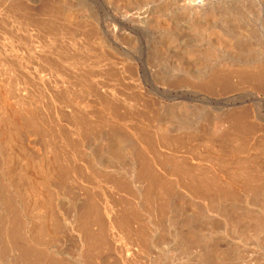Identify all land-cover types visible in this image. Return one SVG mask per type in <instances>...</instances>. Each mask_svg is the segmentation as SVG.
<instances>
[{
  "label": "bare ground",
  "instance_id": "obj_1",
  "mask_svg": "<svg viewBox=\"0 0 264 264\" xmlns=\"http://www.w3.org/2000/svg\"><path fill=\"white\" fill-rule=\"evenodd\" d=\"M19 2L20 1L17 3ZM94 2H97V0H94ZM23 4L18 7L13 5L14 7L11 6L10 8L8 5L4 6H8L7 8L10 9V12L11 8H15L12 10H17L19 12L23 11L25 14L31 8L42 10L48 15L47 19L43 18L50 21V23L53 22L51 24L52 26L56 24L53 26H56V30L61 26L59 23L60 21L62 26H67L69 29L71 28L73 30L70 36H72L73 33L75 37L80 38L77 39L78 41H88L91 43H98V41H111V43L113 42L114 44V41H150L148 39L153 37L152 40L155 39L154 41L163 42L165 51L163 49L164 46L160 42L161 44H158L163 47L160 48V50L158 47L159 51L155 52L156 55H162L168 53L181 54L184 48L181 51L178 50V47L175 45L177 43L176 41L191 39V41H201V46L197 45V48L195 45V51L198 52V55L201 57L198 56V58L200 57V61H192L193 58L190 60L186 56H181L178 61L175 60L170 70L174 72V77H177V80L180 81L179 84L183 81L181 84L184 85H181L178 89H175V87L174 89H172V87L168 88L167 86V88L163 87V89L156 88L154 89V92L152 90L155 97L162 101L158 99V104L154 103L155 105L152 107L144 108V111L140 107L144 113L139 109L142 112H138L140 113L139 115L144 114L145 116H140L138 122L137 120L136 122L134 121V123L131 122L133 124L132 126H129L131 123L126 126V121L125 125L115 121L118 117H115L117 114L114 115L115 110L113 111L112 106L114 103L113 100H109L108 102L107 98L106 103L104 102L105 100L101 101L102 99L97 97L94 99L95 102L97 101L96 104L99 102L97 104L99 105V108L97 107L99 113L98 111L96 113L98 115L100 114L99 116H101L102 113L107 119L106 121L103 116L100 117L104 118L105 121L100 124L97 121L100 122L103 119L94 116L93 114L95 111H92V115L95 117H93L92 120L90 119L91 113L89 115V111L91 112V110L89 109L88 111V108H86L88 106H86L85 109L88 111L87 113L90 117L86 114L88 119L86 116V118H84L83 114H81L85 113L83 110L81 112L82 106L78 105L77 108V105L75 104V109L79 110H73L74 102L72 99L70 100L69 98H66L72 101V103H68L67 101L69 100L65 101L62 94L59 99L64 101L63 103L61 102V104L59 103V105L62 111L65 110L64 115H67V118H64L63 115L62 117H58V120L56 118V120H54L59 127L57 132H59L60 135H63L61 139H64V141L62 142V140H60L63 144H60V142H58L59 145L56 144L59 140L57 139L59 134L55 132L56 129L54 127V129H51L55 130L54 132L58 136H55V134L52 135L53 133L50 134V136L52 135V137H55L57 141L53 138L55 140L54 142L49 134L48 138L47 133L45 134L46 136L42 135V132L45 129H42L43 131L38 129L43 128L41 126L42 122L40 120L41 125H37L39 124L37 123L38 120L36 119L37 122L35 119L33 120L35 115L31 118L33 122L35 121L34 124H37L33 125L32 123L25 128L23 126L22 129L17 126V129L20 128L18 129L19 131H17L21 133L19 134L20 136L15 133V136L19 137H17L19 139L18 141L16 140V137L15 140L18 142V146L20 145L21 147H17L15 144L16 141H13L14 143L12 147L16 145L18 149H22L24 156L27 155V158L30 160L32 157V160L34 157H37L36 160H38V158H45L47 160L48 157H51L50 160L48 159V163L52 162V167H54L52 170L53 172L56 171L55 166L57 165V161L59 163L57 165V172H55L57 173V176L50 170L51 174L55 175L53 178L49 176V166L51 164H45V167H48L47 172H49V174L46 173V175H48L50 179L46 180L47 182L44 183V185L41 184L43 181L40 182V180H38L41 187L39 186V183H37L38 185L33 183V185L39 186L40 189L36 188L37 190L34 191L33 189L35 186L32 185V182L31 184H28L30 183L29 180L27 186L33 187V189H30L33 191H31L32 196L29 195V187H27L26 184H24L25 188H23L26 189L27 187L26 190L20 189L23 187L22 183H24V180L21 178H25L26 176V178L28 177L27 179H29V177L31 178L32 176L24 175V177H22L23 175L21 176V174H26L25 170H28L30 172L29 174H31V171L33 170L38 172L41 168H37V170L32 169V167V170L30 171V166H33L32 164L34 162L32 161L33 163L28 165L24 160L26 158H23L24 156H22V159L24 160L23 162L20 156L21 163H24H20L21 166H29L27 167L29 169L26 168L23 170L24 168H21V171L25 172H17L18 177L14 173V165L17 164L19 159L14 163L13 156L16 155V153L15 155L12 153L14 148L10 147L11 151L8 150V146L11 144L8 142L11 140V137L14 136L13 134L8 137V130L11 128L12 130H14V128L16 129L14 126L17 124H14V121L10 119V116L9 118L8 116L6 117L4 112V108H6L4 104L6 103H2L3 101L0 100L2 101L0 104L5 106H3L4 108L0 107V264H264V144L261 147L254 143V149L248 148V144L253 140V136H256L259 132L264 133V0H179V2H175V6L181 7L179 10L180 16L182 15L181 20L187 22L185 28L188 33H182L178 26H173L172 23L174 20L164 18L165 11H167L166 9L165 11L164 9H157L153 12H144L143 9L136 8L134 13L130 12L132 9H130V11L127 8L128 11L123 9L124 12H118L119 17H115V21H117L118 24L115 26H113L114 24H105L103 27H97L100 30L99 33L97 30L95 31L96 18L89 15L87 16L82 8L81 11L80 8L78 10L75 8L77 5H73L74 3L71 4L69 0H23ZM149 4H151L150 0H128V2L121 5L141 6ZM170 4L171 3L166 4L167 7L168 5L170 6ZM172 4L171 6H173ZM2 5L3 3H0L1 8H4ZM4 9L6 10V8ZM171 10L173 11V9ZM6 11L7 13L9 12V10ZM115 11L113 12L115 13ZM5 12L2 13L5 14ZM13 12L14 11H12V13ZM16 14L17 13L14 12L13 15L18 17L21 16ZM28 14L31 16L32 13ZM36 14L35 16H37ZM42 14L40 11L38 16H41ZM142 14H145V17L148 14L152 15L150 19V16H148L149 24L146 23V26H139L135 23V19L138 17L141 18ZM8 15L10 14L8 13ZM46 15L43 14V16ZM21 18L24 19L22 16L19 19L21 20ZM27 18L24 22L27 21ZM30 18L28 20L31 21L33 18ZM2 19L3 20L1 21L4 22L5 18ZM44 19L43 22H46ZM12 20H14V18H12ZM18 20L16 21L17 23ZM148 20L146 19V21ZM6 21L4 22V25L7 24ZM57 21L60 26H57V23H55ZM43 22L41 21L40 23ZM17 23L15 24V26L17 25L16 27L19 25V23ZM21 23L23 24V22ZM22 24L20 26L23 27L24 24ZM30 24L29 26L32 28ZM49 24H47V22L45 25L43 24L45 30L46 25L47 28L51 30L52 27L49 26ZM7 26H5V28ZM62 26L60 27L61 29L58 28V31H62L64 27ZM67 27H64V29L66 28V30H69ZM55 28H53L54 31ZM88 28L93 29L92 34H86ZM48 29L46 33H51L53 31H48ZM9 31L11 30L9 29ZM69 31H66V33L68 32L69 34ZM62 32L63 34L65 33V31ZM34 33L36 34L35 31ZM58 33L61 34V32ZM51 34L54 36L55 33ZM63 34H61L59 38L62 37L61 39H65L66 36L63 38ZM68 34L65 35L68 37ZM18 36H16V38ZM55 36L58 35L55 34ZM6 38L9 39V37ZM57 38L56 40L59 39ZM0 39L2 40V38ZM30 40L32 39L30 38ZM24 42H22V44H24ZM67 42L70 43V41ZM78 44L80 43L78 42ZM48 45L51 46L49 43ZM16 46L20 47L21 45ZM44 47H47V50L49 49L46 45ZM0 49L2 50V48ZM23 49L25 48L20 50ZM95 50L99 51L101 49L99 48V50ZM92 51L94 52V50ZM2 52L3 51L0 53ZM85 52L87 51L85 50ZM35 53L32 55H35ZM62 53L64 54V52H61L59 55L63 56ZM85 54L87 55V53ZM1 55L3 56L4 54L2 53ZM29 55L31 56L30 52ZM29 55L27 57H29ZM43 55H40V57ZM92 55L90 54V56ZM4 57H7L6 53ZM4 57L3 59L5 61ZM73 57L74 55L72 58ZM7 58L6 60L9 62V58ZM62 58L67 57H60V59ZM74 59L78 60V58ZM79 59H81V56ZM0 60L2 62V57ZM40 60L41 59H39V61ZM64 60H62V62ZM32 61L35 60L32 59ZM42 61L44 64L48 63L44 62L47 61V59L45 60L42 58ZM66 61L68 62V60ZM74 61L75 63L73 60L71 62L76 64V60ZM83 61L84 62H82L80 67H82L83 63L84 65L87 63L85 60ZM6 62L7 61L3 62V64ZM10 63L13 65L14 62ZM43 63L40 61L39 64L41 65ZM72 63L68 65L69 63L66 64L65 62L64 64L68 65V70H70L69 66L74 70L77 66L74 67ZM78 63H80L79 60ZM47 65V68L50 67ZM15 66H13V68ZM25 66L26 65L24 64L23 67ZM27 66L29 65L27 64ZM42 66L41 68H43ZM36 68L37 65L35 67V70L37 71L38 68ZM41 68H39V71H41ZM65 69H67V67ZM108 69L109 68H107V70ZM98 70H101V68ZM149 70L151 69L149 68ZM79 71H81V69ZM83 72L85 71L83 70ZM4 73L6 74L7 71ZM58 73L59 72H56V75ZM81 75L82 74H80V76ZM121 75H124L123 77H125V74L122 73ZM14 76L17 75L14 74ZM23 76L24 75L20 78ZM43 76H45V74ZM107 77H109V75ZM114 77L116 76H113V78ZM86 78L87 77H85L84 80H86ZM52 79L54 80L55 78ZM102 80L105 81V78ZM111 80L113 79L111 78ZM101 82L102 81L100 80V83ZM1 83L2 82L0 81V84ZM14 83L11 82V84ZM174 83L175 81L173 84ZM188 83H192L194 87H197L195 89L190 88L192 84L189 87L187 86L190 85ZM8 84L10 85L9 82ZM89 84L90 83H88V85ZM33 85L35 84H31V86ZM65 87H67V85H61L58 87L61 90L59 91L63 94L66 91ZM230 87L233 89H235L234 87H237V91L235 90V93L232 92L230 95H227V93L224 94L223 91L219 93L222 89H227L228 92V90H230L228 88ZM9 89L10 88H8L6 94V92H3L4 89L2 87L0 93L8 96ZM121 90L119 91L120 95H122ZM230 91L229 93H231ZM108 93L106 95H108ZM81 94L84 93L81 91ZM2 95L1 99H6ZM29 95H31L30 97H33L35 94L30 93L27 96L25 95V97L28 99ZM102 95L103 94H101V96ZM117 95L118 94L115 96ZM68 96L69 95H65V97ZM72 96L74 97V95ZM136 96L134 97L136 98ZM25 97L23 96L22 99H26ZM86 97H88V95ZM128 97L129 96L126 98ZM175 97H177L175 100L179 98L180 102L174 104L163 103V100L174 102L172 100ZM8 99L9 105L13 106V104H10L11 98ZM22 99L21 101L23 102L20 101L19 104L22 103L25 105L26 102ZM30 99L31 98H29V100ZM123 99L125 100V98ZM149 100L147 101L149 102ZM37 101L39 100L34 101L35 104ZM111 101L113 103H111ZM30 102L34 105V102ZM30 102L28 103L31 104ZM117 102L118 100H116V103ZM154 102H156V100H154ZM66 103L68 105L72 104V107L71 105L69 106L72 111L67 109L68 107ZM76 103L78 104V101ZM22 104L20 105V109ZM62 104L63 107H61ZM84 104L85 103H83V106ZM134 104L127 103V106L132 105L131 107H133V109L131 108V111L135 109L136 105ZM24 105V108L27 106L26 109L29 108L31 110L35 107L34 105L32 108V104ZM79 107H81V109ZM6 109L11 112H9L10 115L13 114L11 111L12 107L8 109L7 106ZM14 109L17 110L18 107ZM14 109L13 111L16 114L17 112ZM35 109L37 111L35 113H38L37 107H35ZM27 110H24L25 114ZM93 110H96V108ZM29 112H27L26 116H29ZM127 112H129V110H127ZM31 113L34 114V112ZM21 116L22 115H20V117ZM23 117L26 119L25 116ZM16 118L18 117L16 116ZM36 118L39 119L40 117L36 116ZM96 118L100 120L94 121ZM114 118L116 119L114 120ZM13 119H15L14 116ZM125 119H128V117L124 118V120ZM22 120L23 119H18V122H21ZM45 120L44 123L47 130V128L55 121L50 119L53 122L51 121V124H46L47 120L46 122ZM117 120H119V118ZM22 123L23 125L27 124L25 121ZM56 123L53 124L56 126ZM47 132H49V129ZM12 139H14V137H12ZM10 142H12V140ZM155 142L156 144L157 142H169V144L171 143L175 146L178 145L181 147L186 146V148L187 146H190V151L195 150V154L193 153L195 157H190L189 155V157H183L181 159L177 157L175 159L174 156H172L174 159L171 157L164 158L162 156L163 159L161 157L159 158V156L156 155L157 153L155 154L154 152V146H156L154 144ZM65 144H68V147L64 149L69 151H67V153H69L68 155L70 156L69 157L67 153H65L66 158L67 156L69 157L67 164H65V162L62 163V160L65 161L66 159H60L64 154L63 153L60 156ZM253 145H251V147ZM161 146L159 147L161 148ZM256 146L258 147L256 148ZM19 152L17 153L18 155H16L17 157L21 155ZM181 152L182 151L179 153ZM9 153L13 154L11 157L12 159L10 158ZM28 155L30 156L28 157ZM40 159L35 162L34 165H36V163L41 164L42 161ZM54 159L56 165L53 164V162H55ZM20 160L18 162H20ZM12 163H14V165ZM17 166L15 168L18 169ZM21 166H19V169ZM41 170L40 172H42ZM40 172L38 173L40 174ZM34 175H36V173H34ZM19 176H21L20 179ZM36 178L41 179L38 176ZM45 178H47V176ZM17 179L20 183L17 182ZM27 179L25 182L28 181ZM19 180H21L22 183ZM35 181L38 182L36 179ZM25 191L28 194H26ZM26 195L31 196L33 201L32 199H29L31 197L27 198Z\"/></svg>",
  "mask_w": 264,
  "mask_h": 264
},
{
  "label": "rangeland",
  "instance_id": "obj_2",
  "mask_svg": "<svg viewBox=\"0 0 264 264\" xmlns=\"http://www.w3.org/2000/svg\"><path fill=\"white\" fill-rule=\"evenodd\" d=\"M11 1V0H10ZM9 0H0V3H3V5L2 6H6V5H8L9 6V8L12 6V7H18V6H22V4H23V0H22V2H21V0H12L11 2H10ZM18 1H20L19 3H17ZM34 1V0H33ZM70 1V3L71 4H73V5H77L75 8H77L78 10H79V8H80V11L83 9V11L85 12V14H87V16L89 15V16H92V17H94V18H96V28H95V31L97 30L98 32L100 31L99 30V28L100 27H103L105 24H114L113 26H115V25H117L118 23H117V21H115V19L117 18V17H119V13L118 12H120V11H123L124 12V10L123 9H125V11H128L127 9H129V11H130V9H132V11H130L131 13L133 12H135V9L136 8H140V9H143L144 10V12H153V11H155V10H162V9H164V11H165V9L167 10V11H165V14H164V18H166V19H172V20H174V22L172 23V25L173 26H178L180 29V31L183 33V32H186V33H188L187 32V29L185 28L186 27V24H187V22L186 21H182L181 19H182V15L180 16V9H181V7H177V6H175L176 4H175V2H179V0H150V3L151 4H149V5H141V6H122L121 4H123V3H125V2H128V0H97V2H94V0H93V2H92V0H69ZM157 1V2H156ZM90 2V3H89ZM93 4H92V3ZM165 2H166V4H168V3H171L172 4V2H173V6H171V4H170V6L168 5V7H167V5L165 4ZM6 3V4H5ZM8 3V4H7ZM22 3V4H21ZM154 3V4H153ZM156 3V4H155ZM164 5H163V4ZM96 4V5H95ZM14 5V6H13ZM24 5V4H23ZM166 5V6H165ZM4 6V8H6V10H9V14L10 15H8V13H7V11L4 9V8H1V6H0V38H2V40L0 39V48H2V50L0 49V52L1 51H3L2 53L4 54L3 56L1 55L2 53H0V58L2 57V62H1V60H0V81L3 83H1L0 84V92H1V90H2V87H3V89L5 90H3V92L5 93L6 92V94H7V90H8V88H10L9 90L10 91H8L9 92V94H8V96L7 95H2L1 93V95L4 97V98H6V99H1V95H0V100H2V101H0V102H2V103H6V104H4L5 106H6V108H7V106H8V109H10V107H12V109H11V111L13 112V114L12 115H10V111L8 110L7 111V109L6 108H4L5 106L4 105H2V104H0V107H2V108H4L5 109V115H6V117L8 116V118H9V116H10V119L12 120V121H14V124L16 125V126H14V127H16V129L14 128V130H12V128L10 129V130H8V137H10V136H12L13 134H14V136H12V137H14V139H12V137H11V140H12V142H10L11 140H9V138H8V140H9V142L8 143H11V144H9V149L8 150H10L11 148H14L13 150H12V153H14V155H15V153H16V155H18L17 153L19 152V150H20V152H19V154H21V155H19L18 157L15 155V156H13V154L12 153H9V156H10V158L13 156V160H14V163H16L15 161H17L18 159L20 160V156H21V159H22V156H24V152H22L23 150L22 149H18L17 147H19L18 146V136H15L16 134H20L21 132H18L19 130L18 129H22V127L24 126V128L28 125H31L32 123H33V125H35V124H37V123H39V124H37V125H41L43 128H38V129H45L41 134L42 135H44V136H46L45 134L47 133V136H48V134H49V136H50V134H52V135H54L55 134V136H58V135H56V133L57 134H59V132H57V129H59V127L57 126V123H56V119L58 120V117H62L64 114H65V110H61V108H60V105H59V103L61 104V102L63 103V101L64 100H60L59 99V97L61 96V94H62V96H64V98H65V101L66 100H71L72 99V101L74 102L73 103V110L76 108V106H75V104L77 105V108H78V105H80V106H82V109H81V107H79L80 109H81V112H82V110H83V112H85V113H81V114H83V117L84 118H86L87 117V119H88V116L90 115V113H91V118L90 119H92L93 120V117L94 116H98V118H100V117H104L105 115H103L101 112V116H99L96 112L98 111L97 110V107L99 108V105H97L96 104V102L94 101V99L97 97V98H99V99H102L101 101H103V100H105L104 102H106L107 103V98H108V102H109V100H113L114 101V103H115V105H114V103L111 101V103H113V111H114V115L115 114H117L115 117H118L119 118V120H117L116 118H114V120L115 121H117L118 123H120V124H124L125 125V121L127 122V124H126V126H128L131 122L132 123H134V121L136 122V120H137V122H138V120L140 119L139 117L140 116H142V115H144V114H142V115H139L140 113H142L143 111H144V108H146V107H152L153 105H155L154 103H156V104H158L157 102H158V99H157V97H155V95H154V89H156V88H160V89H163V87L164 88H167V86H168V88L170 87H172V89H174V87H175V89H178V88H180L181 87V85H184V84H181L183 81H181V83L179 84V82L180 81H178L177 79V77H174V72L173 71H171L170 69H171V67L173 66L172 64H173V62H175V60L176 61H178V59L181 57V56H186L187 58H189L190 60L193 58V60L192 61H200L199 59H200V55H198L199 53L198 52H196L195 50H196V47H197V45L198 46H201V41H191V39L190 40H181V41H176L177 43L174 45L178 50H182L183 48L185 49H183L182 50V53L180 54V53H178V54H173V53H168V54H162V55H156L155 54V52H157V51H159L160 50V48H162L164 45H163V42H161V41H154V40H152V38L153 37H151V38H149L148 40H150V41H114V44H113V42L111 43V41H98V43H91V42H88V41H84V42H88L89 43V45H88V43L86 44V43H84L83 41H78L77 39H80V38H78V37H75L74 35H73V33H72V36H70L71 35V32L73 31L71 28L69 29V27H67V26H64V27H67V29H69V30H66V28L64 29V27L62 26V23L59 21V23H60V25L63 27V29H62V31H65V33L63 34V32L62 31H58V28L59 29H61L60 27V25L58 24V21L57 22H55V23H57V26H60V27H58L57 28V30H56V26L55 27H53L54 25H56V24H54L53 26L51 25L52 23H50V21H47V20H45V19H47L48 17V15H46L42 10H37V9H32V11H31V9L29 10V11H27L26 12V14L25 13H23V11H21V12H19V11H15V10H12V9H15V8H11V12H10V9H8L7 7H5ZM25 6V5H24ZM82 8V9H81ZM127 8V9H126ZM176 8V9H175ZM178 8V9H177ZM5 10V11H2V10ZM169 9V10H168ZM171 9H173V11L171 10ZM116 10V11H115ZM12 11H14V12H16L17 14L16 15H21L24 19H22L21 18V20L19 19L20 17H18V16H15V15H13L14 14V12L12 13ZM31 11V12H30ZM40 11H41V14H42V12H43V14L44 15H46V16H43V14L41 15V16H38V14H40ZM112 11V12H111ZM113 11H115V13L113 12ZM2 12H5V14H3ZM108 12H110V13H108ZM117 12V13H116ZM172 12H173V14H172ZM2 13V14H1ZM28 13H32V14H36L37 16H35V14L34 15H32L31 14V16H29V14ZM8 16H7V15ZM11 14H12V16H11ZM110 14V15H109ZM147 14V13H146ZM2 16H4V17H2ZM28 18H27V17ZM34 16V17H33ZM117 16V17H116ZM144 16V17H143ZM148 16H150L149 17V19L152 17V15L150 14H148L146 17H145V14L143 15L142 14V19L140 18V17H138V18H136L135 19V23L137 24V25H139V26H146L147 24H149V20H148ZM33 18L31 21L30 20H28L29 18ZM45 19H44V18ZM116 17V18H115ZM2 18H5V20H4V22L6 21L7 22V24L6 25H4L5 23L3 22V21H1V20H3ZM12 18H14V20H12ZM16 18H17V20L19 19L21 22H23V24L18 20V23H19V25H18V27H16L15 26V24L17 23L16 21ZM26 18H27V21L26 22H24L25 20H26ZM30 18V19H31ZM148 20V21H146V19ZM178 18V19H177ZM40 19H42V20H40ZM43 19L47 22V24H49V26H51V27H49V28H51V30H53L51 33H55L56 35H58V36H55V34H54V36L51 34V33H49V32H47L46 33V31H47V25H46V30H45V27L43 26V24L45 25L46 24V22H43ZM98 19V20H97ZM138 19V20H137ZM8 21H9V23H8ZM30 21V22H29ZM34 21V22H33ZM43 22V23H40V22ZM100 23H99V22ZM138 21V22H137ZM3 22V23H2ZM12 22V23H11ZM49 22V23H48ZM184 22V23H183ZM13 23H14V25H13ZM17 23V24H18ZM30 23H32V24H34V25H32V24H30ZM99 23V24H98ZM147 23V24H146ZM9 24V25H8ZM11 24V25H10ZM23 25V27H25V28H23L22 26H20V25ZM25 24H26V26L28 25L29 26V24L32 26V28L29 26H27V28H26V26H25ZM101 24V25H100ZM176 24V25H175ZM2 25H4V26H2ZM10 26V27H12V28H10V27H8V26ZM5 26H7L6 28H5ZM14 26V27H13ZM20 26V27H19ZM5 29H4V28ZM34 27V28H33ZM44 27V28H43ZM97 27H99V28H97ZM16 30H15V29ZM21 28V29H20ZM53 28H55V31H54V29ZM186 30H185V29ZM9 29L11 30V31H9ZM20 29V30H19ZM23 29V30H22ZM184 30V31H182V30ZM2 30H4V31H2ZM33 30V31H32ZM50 29H48V31H49ZM50 30V31H51ZM93 29L91 28H88L87 30H86V34H88V33H90V34H92V31ZM12 31H13V33H12ZM25 31V32H24ZM34 31L36 32V34L34 33ZM44 31V32H43ZM57 31V32H56ZM66 31H69V34H68V32L66 33ZM10 32H11V34H10ZM58 32H61V34H63L62 36H63V38H64V36H66L67 37V35H65V34H68L69 36L66 38L65 37V39H61V38H59L60 36H61V34L60 33H58ZM7 33V34H6ZM23 33H25V34H23ZM28 35H27V34ZM37 33H39V34H37ZM100 33V32H99ZM15 34V35H14ZM51 36H50V35ZM84 34V33H83ZM8 35V36H7ZM13 35V36H12ZM19 35V36H18ZM25 35V36H24ZM27 35V36H26ZM35 35V36H34ZM14 39H12L11 37ZM16 36H18L17 38H16ZM22 36V37H21ZM33 40H30V38ZM32 36V37H31ZM38 36H40V37H38ZM5 37V38H4ZM6 37H9V39H7ZM60 39V41H59V39ZM84 37V36H83ZM16 38V39H15ZM35 38V39H34ZM56 38L58 39V40H56ZM73 39V40H71V39ZM5 39H7V40H5ZM24 39V40H23ZM28 41H27V40ZM41 39V40H40ZM69 39V40H68ZM80 43V44H78V42L76 41V40ZM45 40V41H44ZM53 40H56V41H53ZM62 40V41H61ZM64 40V41H63ZM6 41V42H5ZM18 41V42H17ZM21 41V42H20ZM26 43H25V42ZM52 41V42H51ZM65 41H66V44H65ZM67 41H70V43H71V45H70V43L69 42H67ZM152 41V42H151ZM8 42V43H7ZM22 42H24V44H22ZM32 42H33V45H32ZM55 42V43H54ZM77 42V43H76ZM82 42V43H81ZM118 42V43H117ZM162 43V45L163 46H160V44ZM175 42V41H174ZM180 42V43H179ZM4 43V44H3ZM11 43H13V44H11ZM19 43V44H18ZM39 43V44H38ZM44 43V44H43ZM48 43L51 45V46H49L48 45ZM59 45H58V44ZM64 43V44H63ZM74 45H73V44ZM84 43V44H83ZM136 43V44H135ZM154 43V44H153ZM158 43H160V44H158ZM171 43V42H170ZM169 43V44H170ZM38 44V45H37ZM43 44V45H42ZM91 44V45H90ZM100 44V45H99ZM117 44V45H116ZM121 44V45H120ZM129 44V45H128ZM192 44V45H191ZM200 44V45H199ZM8 45V46H7ZM16 45H21L20 47L19 46H16ZM48 46L49 47V49L47 50V47H44V46ZM54 45V46H53ZM69 45V46H68ZM73 45V46H72ZM77 45V46H76ZM83 47H82V46ZM157 45H159V46H157ZM195 45H196V47H195ZM14 46H15V48H14ZM26 46H27V48H26ZM40 47V46H42V47H40L39 49L41 50H39V49H37L38 47ZM59 46V47H58ZM67 46V47H66ZM71 46V47H70ZM88 46V47H87ZM91 46H92V48H91ZM157 46V47H156ZM55 47V48H54ZM56 47H57V49H56ZM61 47V48H60ZM76 47V48H75ZM79 47V48H78ZM94 47V48H93ZM102 50H99V48ZM108 47V48H107ZM116 47H118V48H116ZM158 47H159V50H158ZM174 47V48H175ZM13 48V49H12ZM22 49V48H25V49H23V50H20V49ZM31 48V49H30ZM44 48H46V49H44ZM70 48V49H69ZM75 50H74V49ZM84 48V49H83ZM89 49V50H87V49ZM91 48V49H90ZM138 48V49H137ZM156 48H157V50H156ZM165 48V46L163 47V49ZM198 48V47H197ZM8 49V50H7ZM27 49H29V50H27ZM62 49H63V51H62ZM67 49V50H66ZM95 49H97V50H99V51H96ZM130 49V50H129ZM176 49V50H177ZM33 50H34V52H33ZM46 50V51H45ZM70 50V51H69ZM85 50L87 51V52H85ZM92 50H94V52L92 51ZM123 50H124V52H123ZM126 50V51H125ZM128 50V51H127ZM151 50V51H150ZM156 50V51H155ZM177 50V51H178ZM186 50H187V52H186ZM5 51V52H4ZM7 51V52H6ZM23 51V52H22ZM27 51V52H26ZM32 51V52H31ZM76 53H75V52ZM79 53H78V52ZM89 51V52H88ZM92 53H91V52ZM96 51V52H95ZM106 51H107V53H106ZM164 51H165V49H164ZM22 52V53H21ZM29 52H30V54H31V56L29 55ZM36 52V53H35ZM47 52V53H46ZM50 52V53H49ZM60 52V53H59ZM61 52H64V54L62 53V55L64 56V57H67V58H62V59H60V57H63V56H61V55H59V54H61ZM66 52V53H65ZM68 52V53H67ZM71 52V53H70ZM83 52V53H82ZM119 52H121V53H119ZM184 52H185V54H184ZM196 52V53H195ZM5 53H6V56L8 57V56H10V57H8L9 58V62H8V60H6V58L7 57H4L5 56ZM24 53V54H23ZM25 53H26V55H25ZM33 53H35V55H32ZM38 53V54H37ZM59 53V54H58ZM85 53H87V55L85 54ZM102 53V54H101ZM136 53V54H135ZM14 54H15V56H14ZM19 54V55H18ZM37 54V55H36ZM44 54V55H43ZM51 54V55H50ZM77 54V55H76ZM79 54V55H78ZM82 54V55H81ZM90 54L92 55V56H90ZM98 54V55H97ZM24 55V56H23ZM29 55V57H27ZM40 55H43V56H41L40 57ZM67 55V56H66ZM74 55V57L72 58V56ZM85 56V59H84V56ZM81 56V59H82V61H81V59H79V57ZM198 56H200L199 58H198ZM3 57L5 58V61H7L6 63L8 64V67H7V64L6 63H4L3 64V62H5L4 61V59H3ZM13 57V58H12ZM27 57V58H26ZM32 57H34V58H32ZM46 57H48V58H46ZM89 57V58H88ZM92 59H91V58ZM96 57V58H95ZM100 57V58H99ZM113 57V58H112ZM195 57H196V59H195ZM7 58V59H8ZM12 58V59H11ZM25 58V59H24ZM31 58V59H30ZM41 59L40 61L43 63V61H42V58H44L45 60L47 59V61H44V62H48V63H45L47 66H50V67H46V65L43 63V64H39L40 63V61H39V59ZM53 58V59H52ZM74 58H78V60H79V62L80 63H78V60L77 59H74ZM105 58V59H104ZM125 58H126V61H125ZM134 58V59H133ZM169 58V59H168ZM32 59L33 60H35V61H32ZM65 59V60H64ZM87 59V60H86ZM168 59V60H167ZM13 60H15L16 61V63H15V61H13ZM29 60H31V61H28ZM55 60V61H54ZM62 60H64L63 62L65 63L66 62V64H68V65H70L72 62V60H73V62L75 63V61L74 60H76V64H73L74 65V67L75 66H77V67H75V69L74 70H72L71 68L72 67H70L69 66V68H70V70H68V65H66V64H64L63 62H62ZM66 60H68V62L66 61ZM71 60V61H70ZM83 60H85V62H87V63H85V65H84V63H83V65H82V67H83V69H82V67H80V65L82 64V62H84ZM97 60V61H96ZM106 60V61H105ZM10 62H14L13 63V65L10 63ZM54 62V63H53ZM71 62V63H70ZM88 62H89V64H88ZM130 62H132V63H130ZM169 62V63H168ZM22 63V64H21ZM33 63V64H32ZM51 63H52V65H51ZM95 64V66H94V64ZM111 63V64H110ZM116 63V64H115ZM124 63V64H123ZM163 63V64H162ZM4 66H3V65ZM20 64V65H19ZM24 64L26 65L25 67H26V69H25V67H23L24 66ZM27 64L30 66H27ZM61 64H62V66H61ZM64 64V65H63ZM106 64V65H105ZM111 66H110V65ZM117 64H119V65H117ZM133 64V65H132ZM16 65V66H15ZM23 65V66H22ZM35 65V66H34ZM36 65H37V68H38V73H37V71L35 70V67H36ZM40 67H39V66ZM42 65H44V66H42ZM93 65V66H92ZM109 65V66H108ZM158 65H159V67H158ZM165 65V66H164ZM3 66V67H2ZM11 66V67H10ZM13 66H15L14 68H13ZM32 66V67H31ZM41 66L43 67V68H41ZM113 66V67H112ZM120 66V67H119ZM123 66V67H122ZM125 66V67H124ZM130 66V67H129ZM169 66V67H168ZM18 67H20V68H18ZM28 67V68H27ZM34 67V68H33ZM55 67V68H54ZM62 67V68H61ZM67 67V69H65ZM73 67V68H74ZM79 67V68H78ZM91 67V68H90ZM110 67H111V69H110ZM119 67V68H118ZM127 67H128V69H127ZM147 67V68H146ZM156 67H157V69H156ZM167 67V68H166ZM16 68H17V70H16ZM24 68V69H23ZM30 68V69H29ZM36 68V69H37ZM39 68H41L40 70L41 71H39ZM99 68H101V70H98ZM103 68H104V71H103ZM107 68H109L108 70H107ZM115 68H118V69H115ZM121 68H123V69H121ZM131 68V69H130ZM133 68H135V69H133ZM149 68L151 69V70H149ZM20 69H22V70H20ZM34 69V70H33ZM77 69V70H76ZM81 69V71H79ZM125 69H127V70H125ZM131 71H130V70ZM132 69H133V71H132ZM169 69V70H168ZM30 70V71H29ZM33 70V71H32ZM43 70V71H42ZM47 70V71H46ZM72 70V71H71ZM83 70L85 71V72H83ZM87 70V71H86ZM92 72H91V71ZM94 70V71H93ZM106 70V71H105ZM112 70H114V71H112ZM116 70H117V72H116ZM124 70V71H123ZM149 70V71H148ZM3 71V72H2ZM5 71H7V73L5 74L4 72ZM9 71V72H8ZM20 71V72H19ZM33 73H32V72ZM35 71V72H34ZM46 71V72H45ZM53 71H55V72H53ZM78 71V72H77ZM90 71V72H89ZM100 71V72H99ZM126 71V72H125ZM147 71V72H146ZM169 71V72H168ZM31 72V73H30ZM48 72V73H47ZM50 72V73H49ZM52 72V73H51ZM56 72H59L57 75H56ZM72 72V73H71ZM79 72H81V73H79ZM109 72V73H108ZM116 72V73H115ZM129 72V73H128ZM172 72V73H171ZM3 73V74H2ZM15 75H17V76H14V74ZM42 73V74H41ZM55 73V74H54ZM69 74V76H68V74ZM74 73V74H73ZM79 73V74H78ZM99 73V74H98ZM103 73V74H102ZM114 75H113V74ZM125 74V77H123L124 75H121V74ZM136 73H137V75H136ZM144 73V74H143ZM168 73V74H167ZM5 74V75H4ZM30 74H32V75H30ZM45 74V76H43ZM50 74V75H49ZM73 74V75H72ZM80 74H82L81 76H80ZM118 74V75H117ZM154 74V75H153ZM164 74V75H163ZM170 74H172V75H170ZM10 75V76H9ZM19 75V76H18ZM22 75H24L23 77L26 79H24L23 77L22 78H20ZM27 75H28V77H27ZM48 77H47V76ZM55 75V76H54ZM72 75V76H71ZM76 75V76H75ZM85 75V76H84ZM87 75V76H86ZM104 75H106V76H104ZM109 75V77H107ZM132 75V76H131ZM168 75V76H167ZM4 76H6V77H4ZM50 76V77H49ZM78 76V77H77ZM98 76H99V79H98ZM101 76H103V77H101ZM113 76H116V77H114V78H116V79H114L113 78ZM126 76H127V79H126ZM134 76V77H133ZM169 76H172V77H169ZM12 77V78H11ZM70 77V78H69ZM75 77V78H74ZM83 77V78H82ZM85 77H87L88 78V80H87V78H86V80H84V78ZM97 77V78H96ZM118 77V78H117ZM137 77V78H136ZM34 78V79H33ZM47 78V79H46ZM52 78H55L54 80L56 81H54ZM59 78V79H58ZM66 80H65V79ZM90 78V79H89ZM91 78H92V80H91ZM94 78V79H93ZM96 78V79H95ZM104 79L105 78V81H103L102 79ZM111 78L113 79V80H111ZM174 80H173V79ZM30 79V80H29ZM49 79H51V80H49ZM71 79H74V80H71ZM79 81H78V80ZM83 79V80H82ZM118 79V80H117ZM22 80V81H21ZM35 82H34V81ZM44 80V81H43ZM45 80H47V81H45ZM49 80V81H48ZM76 80V81H75ZM100 80L102 81L101 83H103V84H101L100 83ZM116 80V81H115ZM139 80V81H138ZM164 80V81H163ZM168 80V81H167ZM7 83H6V82ZM15 83H14V82ZM17 81V82H16ZM27 81V82H26ZM36 81H37V83H36ZM51 81V82H50ZM93 81V82H92ZM97 81V82H96ZM123 81V82H122ZM136 83H135V82ZM141 81V82H140ZM158 81V82H157ZM162 81V82H161ZM175 81V83L173 84V82ZM8 82L10 83V85L8 84ZM11 82L12 83H14V84H11ZM50 82V83H49ZM58 82V83H57ZM64 82H65V84H64ZM67 82H68V84H67ZM73 82V83H72ZM81 82V83H80ZM99 82V83H98ZM104 82H107V83H104ZM121 82V83H120ZM134 84H133V83ZM147 82V83H146ZM172 82V83H171ZM6 83V84H5ZM18 83H20V84H18ZM28 83H31V84H35V85H37V86H35V85H33V86H31V84H28ZM45 83V84H44ZM88 83H90L89 85L91 86H89L88 85ZM133 84V85H131V84ZM158 83H160V84H158ZM7 84H8V86H7ZM19 86H18V85ZM54 84H55V86H54ZM58 84V85H57ZM74 84H75V87H74ZM85 84V85H84ZM88 86H87V85ZM96 84V85H95ZM98 84V85H97ZM110 84V85H109ZM124 84V85H123ZM137 84V85H136ZM164 84V85H163ZM170 84V85H169ZM188 84H190V85H187V84H185V85H187V86H191V84L192 83H188ZM4 85V86H3ZM6 85V86H5ZM17 85V86H16ZM22 85V86H21ZM61 85H64V86H66L67 85V87H65V89H66V91H67V93H66V91H65V95H69L68 97H65V95L63 94V93H61L60 91V89L58 88L59 86H61ZM82 85V86H81ZM107 85V86H106ZM130 85V86H129ZM153 87H152V86ZM2 86V87H1ZM21 86V87H20ZM28 88H27V87ZM38 86H40V87H38ZM86 86V87H85ZM104 86V87H103ZM116 86H118V87H116ZM122 86V87H121ZM37 87H38V89H37ZM47 87V88H46ZM54 87V88H53ZM81 87V88H80ZM85 87V88H84ZM89 87V88H88ZM100 87V88H99ZM111 87H112V89H111ZM126 87V88H125ZM135 87H136V89H135ZM197 86H195L194 87V85L192 84V86L190 87V88H196ZM17 88V89H16ZM32 88V89H31ZM42 88V89H41ZM88 88V89H87ZM90 88H91V90H90ZM107 88V89H106ZM117 89V91H116V89ZM133 88V89H132ZM235 89H233L232 87H230V88H228V89H230V90H228V92H227V89L225 90V89H222V90H220L219 91V93L220 92H224V94L225 93H227V95H230V94H232V92L233 93H235V90L237 89V87H234ZM241 88H243V87H241ZM22 89V90H21ZM27 89V90H26ZM30 89V90H29ZM37 89V90H36ZM47 89V90H46ZM69 90V92H68V90ZM76 89V90H75ZM106 89V90H105ZM110 89V90H109ZM115 89V90H114ZM122 89V90H121ZM149 91H147V90ZM60 90V91H59ZM121 90V93H122V95H120V91ZM130 90V91H129ZM152 90H153V92H152ZM53 91V92H52ZM64 91V90H63ZM62 91V92H63ZM81 91H82V93H84V94H81ZM90 91V92H89ZM104 91V92H103ZM108 91H109V93H108ZM112 91V92H111ZM113 91H114V93H113ZM147 91V92H146ZM151 91V92H150ZM229 91L231 92V93H229ZM237 91V90H236ZM2 92V93H3ZM20 92V93H19ZM28 92V93H27ZM86 92V93H85ZM92 92H93V94H92ZM100 92V93H99ZM127 92V93H126ZM138 92V93H137ZM3 93V94H4ZM11 93V94H10ZM19 93V94H18ZM23 93V94H22ZM24 93H25V95L27 96L28 94H30V93H33V94H35V95H33V97H30L31 95H29L28 97L29 98H31L30 100H29V98L27 99V97H25V95H24ZM43 93V94H42ZM48 93V94H47ZM59 93V94H58ZM76 93V94H75ZM90 93V94H89ZM95 93V94H94ZM99 93V94H98ZM105 93V94H104ZM108 93V95H106ZM111 93V94H110ZM113 93V94H112ZM125 93V94H124ZM132 93V94H131ZM141 93V94H140ZM16 94V95H15ZM38 94V95H37ZM55 94H58V95H55ZM74 95V97L72 96V95ZM101 94H103L102 96H101ZM116 94H118L117 96H115ZM151 94V95H150ZM18 95V96H17ZM26 98V99H22V97L23 96ZM47 95V96H46ZM79 95V96H78ZM82 95H84V96H82ZM88 95V97H86ZM94 95V96H93ZM133 95V96H132ZM137 95V96H136ZM147 95V96H146ZM220 95V94H219ZM222 95V94H221ZM7 96V97H6ZM44 96V97H43ZM81 96H82V98H81ZM93 98H92V97ZM106 96V97H105ZM113 96V97H112ZM120 96V97H119ZM127 96H129L128 98H126ZM131 96V97H130ZM134 96H136V98L134 97ZM140 96V97H139ZM145 96V97H144ZM149 96H150V98H149ZM15 97V98H14ZM55 97H57V98H55ZM78 97H80V98H78ZM86 97V98H85ZM101 97V98H100ZM104 97V98H103ZM111 99H110V98ZM132 97H134V98H132ZM148 97V98H147ZM151 97H152V100H151ZM8 98H11L10 99V104H13V106L12 105H9V99ZM12 98H13V100H12ZM33 98V99H32ZM61 98V97H60ZM66 98H69V99H66ZM106 98V99H105ZM113 98V99H112ZM114 98H115V100H114ZM119 98V99H118ZM123 98H125V100L123 99ZM131 98V99H130ZM143 98H144V100H143ZM154 98H156V99H154ZM177 97H175L172 101H174V102H169V101H164L163 100V103L164 102H166V103H171V104H174V103H177V102H180L179 101V98L177 99V100H175ZM17 99V100H16ZM21 99L22 100H25L24 102H26V104H28V105H31V107L33 106L34 107V105H35V107H37V110H38V113H35V112H37L36 111V109H35V107L33 108V110H31V109H29V108H27V109H29V110H27L26 109V104L24 105V104H22V103H20L19 104V102L21 101ZM83 99H84V101H83ZM87 99H88V101H87ZM91 99V100H90ZM122 99V100H121ZM128 99V100H127ZM130 99V100H129ZM136 101H135V100ZM151 101H150V100ZM5 100V101H4ZM7 100V101H6ZM30 102V101H32V102H34V101H36V100H39V101H37L36 102V104H35V102H34V105H33V103H31V104H29L28 102ZM34 100V101H33ZM59 100H60V102H59ZM69 100V101H70ZM78 101V104L76 103L77 101ZM116 100H118V102L116 103ZM137 100H139V101H137ZM147 100H149V102L147 101ZM154 100H156V102H154ZM159 100H161V99H159ZM57 101H58V103H57ZM67 101L68 103H72V101ZM81 101V102H80ZM91 101V102H90ZM94 103H93V102ZM121 101H123V102H121ZM162 101V100H161ZM7 102H8V105H7ZM18 102V103H17ZM21 102H23V101H21ZM80 102V103H79ZM85 103L84 104V106H83V103ZM88 102V103H87ZM120 102H121V104H120ZM129 103V104H134V105H136L135 106V109L133 110V111H131L130 109L132 108L133 109V107H131L130 105H128L127 106V103ZM145 102V103H144ZM153 102V103H152ZM16 103V104H15ZM93 105V107H92V105ZM137 103V104H136ZM147 103V104H146ZM150 103V104H149ZM22 104V106H21V109H20V105ZM67 104V103H66ZM87 104V105H86ZM125 106H124V105ZM23 105L24 106H26L25 108L23 107ZM47 105V106H46ZM49 105V106H48ZM51 105V106H50ZM64 105H65V103H64ZM71 105V107H72V104H67V109H69L70 111H72V109H71V107H69ZM118 105V106H117ZM121 105H122V107H121ZM146 105V106H145ZM4 106V107H3ZM16 106V107H15ZM86 106H88V107H86ZM18 107V109L17 110H15L14 108H17ZM23 107V108H22ZM29 107V106H28ZM30 107V108H31ZM61 107H63V104L61 105ZM83 107H84V109H85V107L86 108H88L87 110L89 111V109L91 110V112L89 111V115H88V111L85 109V111H84V109H83ZM118 109H117V108ZM137 107V108H136ZM143 109V111H142V109ZM96 108V110H93V109H95ZM13 109L17 112L16 114H15V112L13 111ZM27 110L26 111V114L24 113L25 111L24 110ZM42 109V110H41ZM51 109V110H50ZM117 109V110H116ZM125 109V110H124ZM129 110V112H127V110ZM142 111H140V110ZM20 112H19V111ZM21 110H22V112H21ZM75 110H77V109H75ZM79 110V109H78ZM77 110V111H78ZM137 110V111H136ZM29 111H31V112H34V114L33 113H31V112H29ZM57 111V112H56ZM92 111H95V113L92 115ZM10 112V113H9ZM27 112H29L28 113V115L29 116H26L27 115ZM41 112H42V114H41ZM55 112V113H54ZM61 112V113H60ZM80 112V111H79ZM138 112H140V113H138ZM9 113V114H8ZM45 113V114H44ZM98 113H99V111H98ZM126 113V114H125ZM131 113H133V114H131ZM136 113V114H135ZM144 113V112H143ZM50 114V115H49ZM88 116H87V115ZM97 114V115H96ZM125 114V115H124ZM20 115H22L21 117H20ZM35 115V116H34ZM43 115V116H42ZM53 115V116H52ZM120 115V116H119ZM123 115V116H122ZM129 115V116H128ZM12 116V117H11ZM13 116H14V118L15 119H13ZM16 116L18 117V118H16ZM23 116H25L26 117V119L28 120V117H29V123H28V121L23 117ZM32 116H34V118L32 117ZM36 116L37 117H40L39 119L38 118H36ZM51 116H52V118H51ZM86 116V117H85ZM89 116V117H90ZM126 116V117H125ZM136 116V117H135ZM145 116V115H144ZM33 118V120L35 119V121H36V119L38 120V122L37 123H35L34 124V122L32 121V118ZM64 118H67V115H64L63 116ZM123 117V118H122ZM128 117V119H125L124 120V118H127ZM138 117V118H137ZM23 119L21 122L19 121L18 122V119L19 120H21V119ZM31 118V119H30ZM45 118H46V120H47V122H46V120H45ZM48 118V119H47ZM56 118V119H55ZM95 118V117H94ZM105 118V117H104ZM104 118H100V119H103L102 121H97V120H100V119H97L96 118V120L94 119V121H97L98 123H102V122H105L104 121ZM134 118V119H133ZM50 119H53V121H55V122H53L52 120H50ZM55 119V120H54ZM106 119V118H105ZM40 120H41V122H40ZM44 120H45V122H46V124H51L52 122L53 123H56V126H55V124H51V125H53V126H47L48 128H47V130H46V126H45V123H44ZM121 120V121H120ZM23 121H25V122H27V124L26 123H24V124H26V125H23ZM52 121V122H51ZM106 121H107V119H106ZM112 121V120H111ZM120 121V122H119ZM122 121H124V122H122ZM51 122V123H50ZM19 123V124H18ZM22 123V124H21ZM41 123V124H40ZM131 123V125H129V126H132L133 124ZM44 124V125H43ZM32 125V126H33ZM36 125V126H37ZM99 125V124H98ZM12 126V125H11ZM17 126L18 127H20V128H18L17 129ZM27 126V127H28ZM40 126V127H41ZM31 127V126H30ZM38 127V126H37ZM55 128L56 129V131L55 130H52L51 128ZM53 128V129H54ZM48 129H49V132H47L48 131ZM52 130V132H51V130ZM18 130V131H17ZM14 131V132H13ZM56 133H55V132ZM59 131V130H58ZM260 131H263V130H260ZM41 132V131H40ZM45 132V133H44ZM16 133V134H15ZM263 133V132H262ZM262 133H257L256 134V136H253V140H249L250 142V144H248V148H251V149H254L253 147L255 146V144L254 143H256V145H258V146H261L262 147V145L264 144V133L262 134ZM52 135L50 136L52 139L54 138L55 140H56V138L55 137H52ZM261 135V136H260ZM262 135H263V137H262ZM20 136V135H19ZM49 136H48V138H49ZM63 135H60L59 134V137H57V139H59L58 141H57V143L56 144H58V142H60V140H62V142L64 141V139H61V137H62ZM259 136V137H258ZM15 137L17 138L16 140H15ZM262 137V138H261ZM262 139V141H261V139ZM53 139V140H54ZM55 140H54V142H55ZM258 140H260V141H258ZM13 141H16V145H17V147H16V145H14V147H12L13 146ZM254 141V142H253ZM62 142H60V144L62 143ZM262 142V143H261ZM164 142H157V144H156V142L154 143L156 146H154V152H155V154L156 155H158L159 156V158L162 156V157H164V158H172V156H174V158L176 159V157L177 158H179V159H181V158H183V157H189V155H190V157L192 156V157H195V150L194 149H191V150H194V151H190V146H187V148H186V146L184 147V146H182V147H184V148H182L181 146H175V145H173V144H169V142L168 143H164ZM63 144V143H62ZM153 144V145H154ZM161 144H162V146H161ZM169 144V145H168ZM254 144V145H253ZM260 144V145H259ZM11 145V146H10ZM59 145V144H58ZM172 145V146H171ZM251 145H253L252 147H251ZM61 146H63V145H61ZM158 146V147H157ZM159 146H161V148L159 147ZM170 146V147H169ZM173 146H175V147H173ZM258 146H256V148L258 147ZM11 147V148H10ZM21 147V146H20ZM19 147V148H20ZM68 147V144H65L64 146H63V148H62V152H61V154H60V159H62V158H64V160L65 161H63L62 160V163H64L65 162V164H67V160H69V153H67V151H66V149H64V148H67ZM169 147V148H168ZM172 147V148H171ZM173 148H175V149H173ZM181 148V149H180ZM255 148V149H256ZM16 149V150H15ZM63 149H64V151H63ZM159 151H158V150ZM185 149V150H184ZM187 149H188V151H187ZM175 150V151H174ZM11 151V150H10ZM10 151H8V152H10ZM15 151H18V152H15ZM156 151H158V152H156ZM172 151V152H171ZM178 153H177V152ZM180 151H182L181 153H179ZM186 151V152H185ZM22 152V153H21ZM69 152V151H68ZM161 152V153H160ZM176 152V153H175ZM189 152H191V153H189ZM65 153H67V155L69 156H67V158H66V155H65ZM194 153V154H193ZM10 154H12V155H10ZM23 154V155H22ZM165 154H166V156H165ZM26 155V154H25ZM64 155H65V157H64ZM169 155V156H168ZM30 155H28V157H29ZM157 156V157H158ZM182 156V157H181ZM15 157V158H14ZM32 157V156H31ZM30 157V158H31ZM48 157V156H47ZM46 157V158H47ZM161 157V158H162ZM23 158H26V159H24L25 161H26V163H28V165H31V163H33L32 165L33 166H30V171L32 170V169H40L42 172H40V170H38V172H40V174L42 175H40L38 172H35V170H33V171H31V174H29L30 172L28 171V170H25L27 167H29V166H24L23 167V165L21 166V164H24V163H21L22 161L24 162V160L22 159V161L20 160V162H18L17 161V164H18V166H17V164H15L14 165V163H12L13 165H14V173L17 175V177H18V174H17V172H25L26 174H24V173H20L21 174V176L22 177H24V175H27V176H32L31 178L29 177V179H27L26 178V176H25V178L28 180L27 182H25L26 181V179L25 178H21L22 180H24L23 182L24 183H22V181L21 180H19V181H21V183L23 184H20V185H22L23 187L22 188H20L21 190H26L27 189V187H29V186H27V183L29 182V180H30V183H28V184H31V182H32V185H33V183H36V185H38L37 183H39V181L38 180H40V182L41 181H43V183H41V184H43L44 185V183H46L47 181L46 180H48V179H50V177L49 176H51L52 178L53 177H55V175L57 176V173H55V172H57V165L59 164L58 163V161H57V163H56V161H55V159H54V161L55 162H53V164H55L54 166L56 167V171L55 172H53L52 170L54 169V167H52V162H49L48 163V159L50 160V158L48 157V159L46 160L45 158H43V159H40V158H38V160H36V158L34 157V159L32 160V158H31V160L29 159V158H27V155L26 156H24ZM174 158H172V159H174ZM12 159V158H11ZM29 161H28V160ZM39 159L42 161L41 162V164H37L36 163V165H37V167H36V165H34L35 164V162H37V161H39ZM163 159V158H162ZM12 160V161H13ZM36 160V161H35ZM28 161V162H27ZM33 161V162H32ZM52 161H53V159H52ZM61 162V161H60ZM21 163V164H20ZM30 163V164H29ZM40 163V162H39ZM46 163H48V164H51L49 167H50V169H49V171L51 170L53 173H55V175L54 174H51V171H50V174H49V172H47L48 170V167L46 168L45 166V164ZM27 165V164H26ZM39 165V166H38ZM18 167V169L17 168H15V167ZM19 166H21L20 167V169H19ZM35 166V167H34ZM48 166V165H47ZM33 167V168H32ZM52 167V168H51ZM23 170H25V171H21L22 169ZM32 168V169H31ZM45 168H46V170H45ZM16 169H17V171H16ZM27 169H29V168H27ZM18 170H20V171H18ZM36 170V171H37ZM27 171H28V173H27ZM34 173H36V175H34ZM37 173H38V175H37ZM46 173L47 174H49V176L48 175H46ZM19 174V175H20ZM40 175V176H39ZM15 176V175H14ZM21 176H19V179H20V177ZM40 177L41 179H37L36 177ZM47 176V178H45ZM49 177V178H48ZM15 178H16V176H15ZM33 178H34V181H33ZM32 179V180H31ZM35 179L38 181V182H36L35 181ZM70 181V180H69ZM72 181V180H71ZM17 182H18V179H17ZM18 183H20V182H18ZM72 183H74V182H72ZM24 184H26V189H23V188H25L24 186ZM40 184V183H39ZM41 184L39 185L40 187H41ZM19 185V186H20ZM32 185H30V186H32ZM33 186H35V185H33ZM39 186H35L34 187V189H33V187H29L28 188V193H30L29 195H31V193L33 192L32 190H30L31 188L35 191V190H37L38 188L40 189V187ZM37 188V189H36ZM30 191V192H29ZM32 191V192H31ZM26 192V191H25ZM27 192H26V194H28ZM32 196V195H31ZM31 196H28V195H26V197L27 198H29V197H31ZM29 199H32V201H33V198L31 197V198H29ZM28 201H30V200H28ZM30 203H32L31 201H30Z\"/></svg>",
  "mask_w": 264,
  "mask_h": 264
}]
</instances>
